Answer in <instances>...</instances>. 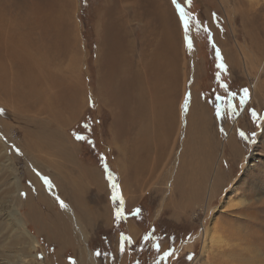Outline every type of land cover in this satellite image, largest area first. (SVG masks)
Here are the masks:
<instances>
[{
  "label": "rangeland",
  "instance_id": "374dc122",
  "mask_svg": "<svg viewBox=\"0 0 264 264\" xmlns=\"http://www.w3.org/2000/svg\"><path fill=\"white\" fill-rule=\"evenodd\" d=\"M135 1L136 4L116 16L115 0H86L85 4L84 0H0L3 20L7 18L10 23L18 24L26 32L22 35L28 42L27 48L12 47L17 48L18 53L24 50V68L19 63L21 59L0 47L3 65L0 86L4 79L10 92V96H6L0 87V264H95L94 261L96 264H129L135 258L133 246L139 245L137 239L143 228L133 218L127 219L121 229L116 226L120 223L115 216L118 201L112 198L113 183L119 185L127 209L136 207L145 197L151 226L157 222V226L165 229L166 223L161 225V220L174 224L169 227L167 237L157 242L159 251H152L147 243L138 248V252L143 253L140 257L151 259L152 264H194L199 257V264H264V207L251 205L252 200L259 202L264 196V92L262 97H252L257 92L253 87L257 79L263 80L264 88V71L258 69L264 63V0H191L190 4L187 0H177L199 21L190 25L191 48L186 43L172 0ZM34 11H47L56 16L61 12V22L59 25L57 22L55 29L46 28L39 22V16H32ZM120 19L126 20L124 27L118 23L122 22ZM162 19L169 23L168 28L159 23ZM153 28L159 30L160 38L162 28L169 33V38L171 36L174 62L169 67L178 76V80L173 81L177 87L174 83L172 87H176L181 107L180 111L176 104L180 121L176 118L178 125L175 121V127H170L172 138L168 135L165 148L161 143L162 149L154 146L151 149L153 159L158 156L157 164L161 167L158 169L157 165L154 177L144 188L126 190L124 183L129 173L120 163L122 149L118 140L111 142L114 111L100 98L99 81L111 69V62L114 63L117 37L120 36L124 44L135 45L130 52L135 62L141 48L151 42ZM120 29L123 33L118 34ZM206 35L212 46L204 41ZM205 44L207 54L204 56ZM239 47L249 52L248 61L241 56ZM216 49L227 71L210 67L209 61L218 58ZM231 53L236 54V60ZM90 55L92 66L89 65ZM210 63L213 66L214 62ZM217 72H220L219 80ZM29 81L34 84L36 93L25 103L27 106H23L16 99V93L21 88L24 92L29 89ZM221 81L228 85V92L237 93L235 98L220 87ZM245 87L250 91V99L240 105L239 97ZM218 96L225 100H217ZM3 98L8 104L3 103ZM228 101L235 106V111L228 106ZM194 107L198 109L194 118H188ZM218 107L220 115H217ZM253 110L256 117L252 116ZM89 117L95 124L98 141L85 146L84 139L76 137L87 133L88 129L81 123ZM200 131L208 135L207 142L216 132L218 157L213 163L209 162L206 178L202 169L208 146L201 149ZM13 133L17 136H12ZM187 144L189 152L185 153ZM256 144L260 146L255 148ZM100 153L104 157L100 158ZM74 160L92 167L98 178L85 177ZM187 163L189 170L183 175L182 197L174 178L181 167L187 169ZM220 173L224 174L222 182L213 183ZM109 174L115 179L109 180ZM231 179H237L239 190L234 194L228 191ZM211 183L216 185L212 198ZM194 187L200 188L201 193L197 191L195 195ZM75 191L78 196L86 195L83 202L75 197ZM60 201L74 207L85 230V240L75 227L72 214L61 207ZM238 201L242 202L233 204ZM88 207L91 212L86 215L82 211ZM252 211L258 214V219L252 216ZM217 224L221 230L232 231L231 235L226 237L225 232H220L226 237V244H212L203 259L200 255L204 228ZM234 225L236 230L232 229ZM100 229L107 231L104 235L107 243L99 236ZM257 230L261 231V237ZM250 232L251 239H247ZM125 236L131 238V243L122 239ZM170 249L173 255L164 259L163 253ZM178 257L182 258L178 261Z\"/></svg>",
  "mask_w": 264,
  "mask_h": 264
},
{
  "label": "bare ground",
  "instance_id": "6f19581e",
  "mask_svg": "<svg viewBox=\"0 0 264 264\" xmlns=\"http://www.w3.org/2000/svg\"><path fill=\"white\" fill-rule=\"evenodd\" d=\"M115 3H116V6H115L116 9H115L114 14H116V16H117L120 13L122 14L123 11H126V9H128L134 3L136 4V1L135 0H115ZM53 12L56 13V11H53ZM157 12H158V10H157ZM114 14H112V16H114ZM3 15L4 14L0 15V47L2 49H4L9 55L15 56V57L21 59L19 61V63L21 64V67L24 68V66H25L24 59L26 57V56H24V52H23L24 50L21 53H18L19 51H17V48L19 47V48L23 49L26 47L28 42H26V40H25L26 38H25L24 34L22 35V33H26V32L22 31L21 28L18 26V24L10 23L11 21L9 22V20H7L6 17H4V18H6V20H3V18H2ZM29 15H31V14H29ZM32 16H36V18H37V16H39V18H38L39 22H43L44 26H46V28L48 27V28L52 29V27L53 28L57 27V22H58V25L60 24V22H61L60 20L62 18V13L57 12V16H56V14H53V13H50L47 11H34V12H32ZM135 18H137V17H135ZM120 20H122V22L117 20L118 23L120 24L121 27H124L126 24V20H124V19H120ZM159 23L163 27L168 28L169 23L166 20L162 19L159 21ZM121 27H119V28H121ZM18 28H20L19 29L20 31L18 30ZM164 31H165V29L162 28L160 33L163 35L160 38V36H158L159 30L156 28L151 29V32H152L151 35H153V38L149 44H147V45H145V47L141 48V51L139 53L140 54L139 59H136V61H135L138 64L137 67L135 66V62H132V60H131L133 54H130V52H132V49L135 45L133 46V44L131 42H128V41H127L128 43H126V44L122 43V39L118 35L119 37H117V38H119V40L115 43V47H116L115 54H116V56H115L114 63L111 62V69L108 71L109 73L107 72V74L104 77H102L99 81V93H100L99 95H101L100 98L103 99V101L105 102L106 105H108V107H112L113 111H114L115 123L111 129L113 132L114 139H112L111 142H115V140H118L119 141L118 143L120 144L121 149H122L121 150L122 158H120V163L123 167H127L128 173H129V174H127V179L124 183V188L126 190L127 189L138 190L139 188H144V186L147 184V182L152 177H154L155 173H157V172H155L157 165H158L157 163L160 160L159 161L156 160L158 158V156L154 157L156 159H153L151 149L153 146L157 147V150L162 149L161 143H162L163 147L166 145L165 141L168 140V135H169V139L172 138L171 137L172 133L169 131L170 127L171 128L175 127V124H174L175 121H176V124H177V120L180 121L179 120L180 114L176 113V111H177L176 110V104H177V106H179L178 102H177L178 97L176 96V87H177L176 85H177V83L175 84L173 82L174 80H178V76H177V73L175 71H173L171 67H169V65L174 62V58L172 57V54L174 52V48H173V45L170 41L171 36L169 38V33L167 31H165V32ZM52 32H54V31H52ZM59 32H61V31H59ZM59 32H57V33H59ZM121 33H123V31L120 29L118 34H121ZM125 33L126 32H124V34ZM27 39H29V38H27ZM14 46H16L17 48L13 50L12 47H14ZM123 47H125L124 50L121 49ZM11 49L13 50V52L11 51ZM239 51L241 53V56H243V58L246 61H248L249 52L246 53L245 50L240 48V47H239ZM26 52H27V50H26ZM3 53H5V52H3ZM26 54H28V53H26ZM231 55H232V57L234 56L233 59L236 60V54L233 55L231 53ZM31 57H32V55H31ZM108 58H107V60H108ZM7 59H8V56H7ZM12 62H13V60H12ZM28 63H29V61H28ZM2 66H3L2 62L0 61V68H2ZM32 69H34V68H32ZM258 69L264 71V63H261L258 66ZM258 72H260V71H257V73ZM262 74H264V73H262ZM27 75L31 76V74L30 75L27 74ZM258 77L260 80L261 76H258ZM30 79L32 80L33 78H30ZM260 81H258V79H257L256 83L253 86L254 89L255 88L257 89V92L252 94L253 99H256L258 97H262V92H264L263 83H262L263 80H260ZM21 83H23V82H21ZM25 83H28V82L25 81ZM173 83L175 84L174 86H176L174 88L172 87ZM5 84L6 83L4 82V79H2V84H1L2 87L0 86L4 90V91L2 90V93L5 94L6 96L7 95L10 96V92L8 91V88L5 87ZM22 90H23L22 88L20 90L18 89V92L16 90H14L17 92L16 93V99L18 101H20L19 103H21L23 106H27L25 103L30 101L31 98L34 97L33 95L36 93V89L34 88V84L30 82V88L26 89L25 92H24V90H23V92H20ZM70 96H72V95H70ZM0 99H1V94H0ZM5 101H7V99L3 98V103L8 104V102H5ZM48 101H49V99H48ZM35 102L36 101H34V103ZM255 103H257V102L255 101ZM12 106L14 107V105H12ZM16 107H18V106H16ZM196 107H194L193 109L192 108L190 109V111L188 113V118H191V119L194 118L195 110L196 111L198 110V109H196ZM203 108H205V107H203ZM179 110L181 111L180 106H179ZM202 114H204V113H202ZM176 118H177V120H176ZM200 126L202 127L201 123H200ZM191 128H195V125H194V127H192V125H191ZM203 132H204V129H203ZM203 132L200 131L201 134L199 133L201 138H202L200 140L203 141L202 145H201V149H203L206 144H207L208 148L206 149V151L204 153L205 163H204V168L202 169V170H204V171H202V172H204V175L201 172L199 175L200 176L203 175V177L206 178L208 176V170H207L209 167L208 164H209V162L216 160V158L218 157V151H217V142L215 139L216 132L214 131L215 132L214 136H213L212 140L209 142H207L208 141V135H206ZM191 134H192V132L189 133V135H191ZM261 135H262V133H261ZM195 136L196 135L194 133L193 138H195ZM233 137H236V136H234V134H233ZM229 139H230V137H229ZM228 141H230V140H228ZM116 144H117V142H116ZM259 144L258 145L256 144L257 146H255V148L256 147L258 148L260 146ZM173 147H174V144H173ZM197 150H200V146L198 144H197ZM187 152H189V144H187V146H186L185 153H187ZM256 152H258V151H256ZM215 153H217V155ZM198 154H200V152H198ZM221 156L223 158V155H221ZM125 159H127L128 161H125ZM184 159H183V161H184ZM74 163L77 166V168L81 169V172L84 173L85 177H87L88 175H90V177H94V175L97 177V175L92 170L93 169L92 167L88 168L86 166H83V165L79 164L77 162V160H74ZM212 167L214 169V166H211V168ZM159 168H161L160 164L158 165V169ZM185 168H186V166H185ZM158 169H157V171H158ZM188 170H189V165L187 163V169H184L181 167V170H179V175L178 176L176 175L177 177L174 178L175 187L180 192V194H182V197L184 196V194L182 193L183 189H184V187H183V185H184L183 175L186 174ZM262 172L264 174L263 170H262ZM190 175H191V173H190ZM190 175H189V177H190ZM223 175L224 174H222V173L218 174L217 178L213 179V183L216 181L217 184H220L222 182ZM84 181H85V179H84ZM236 181H237V179H234V180L231 179L230 185L228 184L230 186L228 191L231 194L236 193V190H237ZM200 182H202V180ZM208 183H209V181H208ZM85 184H86V181H85ZM173 185H174V183L171 184V189H172ZM215 188H216V185L213 186V184L211 183L210 184V190L212 191L211 198L214 195L213 192H214ZM206 189H208V188H206ZM193 191H194L195 195H197L196 192L200 191V193H201L202 190L200 188L194 187ZM85 196H86L85 194L78 196V193L75 191V197L78 200H81L80 202L84 201ZM190 196H192V195H190ZM240 196H242V195H240ZM258 201L259 202L252 200L251 205L253 207H264V196L261 197ZM241 202L238 201V202L233 203V204L237 205L238 203H241ZM64 205H65L64 208L69 213L72 214L73 220L75 222V227L82 234V237L85 240L86 239V235L84 234L85 230L84 231L82 230L83 227H82L78 217L75 215L76 213H75L74 207L71 205L69 206L66 203H64ZM89 208L90 207L83 209L84 211H82V212L85 213L86 215H87V213L90 214L91 211L89 210ZM239 209H241V208H239ZM257 209H259V208H257ZM244 215L248 216V214H244ZM252 216L255 217V219L259 218L258 214L256 212H253V211H252ZM223 226H224V224H223ZM221 229L222 228H220L219 224L204 228V234H203L204 240H202L203 245H202V252L200 255L201 258H203V256L207 255L212 244H219V245L226 244V237L230 236L231 235L230 233L232 231L230 232V230H229V232H227L226 228L223 230H221ZM232 229L236 230V226L234 225V227ZM220 232H222V233L225 232L227 234V236L225 237V236L221 235ZM55 233L57 234L58 232H55ZM251 234H252V232H250V234H247V239H251ZM257 235H259L260 237L262 236V233L260 230H257ZM245 239H246V237H245ZM200 261H201V259L199 257L195 260L194 264H199ZM94 263L96 264L95 261H94Z\"/></svg>",
  "mask_w": 264,
  "mask_h": 264
},
{
  "label": "trees",
  "instance_id": "16d2710c",
  "mask_svg": "<svg viewBox=\"0 0 264 264\" xmlns=\"http://www.w3.org/2000/svg\"><path fill=\"white\" fill-rule=\"evenodd\" d=\"M86 0H84V4H85ZM203 38V37H202ZM204 41H206L210 46H212V41L209 37V35H206V38H204ZM206 43V44H207ZM206 44L203 46V55L205 56L206 51H205V47ZM90 47L93 49V42L90 41ZM91 58L92 56L90 55V59H89V65L92 66L91 63ZM214 62L213 66H211L210 62ZM220 63V61L218 60V58L213 57V59H211L209 61L210 67H214L215 69L218 68V64ZM216 77V76H214ZM87 116H89L87 114ZM87 120L90 121L87 122ZM82 126H85L86 129H88L87 133H85L84 135H82V137H84V141H85V146H90V145H94L96 144V141H98L96 135H95V124L92 122V117L86 118L84 123H81ZM104 157L102 153H100V158ZM145 197L140 201V203L132 208V209H127L124 207V211H125V216L122 219H116L117 222L120 223V225H116L119 229L122 228V226L124 225L125 221L129 218H133L136 220L137 224L139 226H141V228H143V233L139 236V238L137 239V241H139V245L133 246V255L135 256V258L133 257L131 259V262L129 264H152L151 259H145V258H141L140 256L143 254L142 251L140 250L138 252V248L144 243V244H148V248H150L152 251H157V248L154 247L155 244H157L158 241H161L162 239L166 238L167 235L169 234L168 229L171 225H174L173 223H171L170 221L167 220H161L160 224H165V229H161L159 226H157V222H155L152 226L150 224V214L149 212H147V207H146V202H145ZM119 206V203L116 202L115 203V209ZM141 209L139 215H134L133 213L135 212V209ZM151 216H152V212H151ZM147 223V224H146ZM152 228V229H151ZM112 229V228H111ZM109 229L108 231L110 232ZM99 236L102 237V240L105 241V243H107V236H104L105 234H107V231H104L102 229H100L98 231ZM145 236H149V239H144ZM95 251L98 250V247L93 248ZM99 252V251H98ZM182 257H178V261L179 259Z\"/></svg>",
  "mask_w": 264,
  "mask_h": 264
},
{
  "label": "snow or ice",
  "instance_id": "6c2138e0",
  "mask_svg": "<svg viewBox=\"0 0 264 264\" xmlns=\"http://www.w3.org/2000/svg\"><path fill=\"white\" fill-rule=\"evenodd\" d=\"M173 4L175 5L178 13H179V17H180V21L183 25V28H184V33H185V39H186V43L188 45L189 48H191L193 46V42H192V39L191 37L189 36V31H190V25L193 23V21H195L197 24H199V21L196 20V18L194 16H192L188 11L185 10V8L183 6H181L180 3H177V0H172ZM187 3H191V0H187ZM215 15V14H214ZM213 47H215V44H213ZM216 55L218 57V59L220 60V63L217 65L218 68L221 70V71H227V66L226 64L223 63V58L221 57L220 55V52H219V49H216ZM220 78V72H217V79L219 80ZM220 87L224 88L225 91L228 93L229 96L235 98L237 96V93L235 92H228V85L226 83H223L222 81L220 82ZM242 94L240 95L239 97V103L240 105H243L245 103L248 102V100L250 99V91L248 88H243L241 90ZM217 100L223 102L225 100V97L223 96H218L217 97ZM187 105H188V98L186 97L185 98V102H184V107L185 109L187 108ZM228 106L230 108L233 109V111H235V106L232 105V102L231 101H228ZM217 115H220V109L219 107L217 108ZM252 116L253 117H256L257 116V113L255 112V110L252 111ZM241 136L244 135L243 132L240 133ZM77 139H84V137L82 136H79L77 135L76 137ZM106 167V166H105ZM45 182L49 184V187H51V184L50 182L47 180V178L45 177ZM115 178L109 174V180H114ZM112 188H113V200L115 201H118L119 202V206L116 208L115 210V216H116V219H122L124 218L125 216V211H124V200H123V196L121 194V191H120V188H119V185H117L116 183H113L112 185ZM60 204H61V207H64V202L63 201H60ZM141 209L137 208L135 209V212L133 213L134 215H139ZM123 240L125 241H128L129 243H131V238L130 237H123L122 238ZM144 239H149V236H145ZM154 247L157 248V250L159 251L160 249V245L157 243L154 245ZM124 250V247L123 245L121 246V251ZM96 255H101L100 252H97ZM173 255V250H168V251H165L163 253V258L166 259L170 256ZM74 264V262H73Z\"/></svg>",
  "mask_w": 264,
  "mask_h": 264
},
{
  "label": "built area",
  "instance_id": "2783aa9c",
  "mask_svg": "<svg viewBox=\"0 0 264 264\" xmlns=\"http://www.w3.org/2000/svg\"><path fill=\"white\" fill-rule=\"evenodd\" d=\"M12 136H17V133H13Z\"/></svg>",
  "mask_w": 264,
  "mask_h": 264
}]
</instances>
